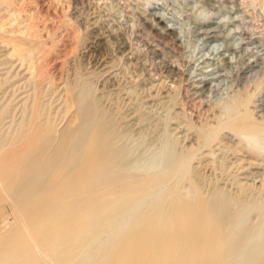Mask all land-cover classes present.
<instances>
[{"label":"rangeland","instance_id":"obj_1","mask_svg":"<svg viewBox=\"0 0 264 264\" xmlns=\"http://www.w3.org/2000/svg\"><path fill=\"white\" fill-rule=\"evenodd\" d=\"M18 1L0 2L4 11L0 14L9 22L0 21L5 25L1 31L8 42H16L7 45L0 37V113L5 112L4 117L0 114V135L8 137L18 128L42 88L45 118L53 119L59 134L68 118L62 112L66 86L81 74V81L90 85L88 99L104 112L110 128V161L104 170L121 171L130 179L174 171L171 185L180 176L177 166L185 161L184 167L196 176L194 182L180 184L182 188L187 182L184 192L195 187L191 194L196 197L199 187L204 199L225 194L223 199L240 200L239 210L232 201L230 208L239 213L242 226L249 225L250 235L232 258L240 264H257L256 259L261 263L260 258L264 262V1L21 0L23 5ZM8 2L22 8L16 7V12ZM8 4L19 16L12 15ZM11 28L20 43L11 33L8 36ZM21 28L24 32L28 28L32 36ZM20 33L35 40L30 47L25 49ZM36 61L44 64L52 81L42 88L37 85L40 89L30 65ZM243 109L261 124L259 133L230 128ZM165 187L150 196H159ZM2 208L0 219L8 227L21 225L9 203Z\"/></svg>","mask_w":264,"mask_h":264},{"label":"bare ground","instance_id":"obj_2","mask_svg":"<svg viewBox=\"0 0 264 264\" xmlns=\"http://www.w3.org/2000/svg\"><path fill=\"white\" fill-rule=\"evenodd\" d=\"M19 2L21 3V0ZM12 3L9 4L16 11L19 5ZM9 4L7 7L10 9ZM12 8L10 11L13 10V13ZM1 9L0 13H4ZM7 14L9 18L11 14ZM15 15L19 16L17 13ZM19 18L16 16V19ZM0 21H4V17ZM4 24L1 23L2 26H5ZM1 27L0 37L6 40V32H2ZM24 27L26 28V25ZM30 27L29 31L28 28L25 29L26 35L30 34ZM15 28L17 31L18 28ZM15 28H11L12 31L7 33L8 36L11 33V38ZM22 30L24 34V29ZM15 37L18 41V37L14 35ZM28 38L25 37V41L19 38L21 43L25 42L24 47L27 44L30 47L34 40L30 41ZM98 38L103 41L100 36ZM13 41L9 42L16 45ZM5 42L9 44L7 40ZM0 43H3V40ZM37 47L36 51L39 49ZM39 50L42 51L39 55H44L43 50ZM30 52L25 53L28 55ZM46 53L47 51L45 56ZM41 61L30 63L35 71L36 89L42 88L44 83H52L47 68H44L45 61ZM47 64L48 62L45 67H48ZM79 77H82L81 74ZM79 77H75L74 81L66 86V105H63L65 108L62 112H65L68 118L67 124H64L65 127L60 129L59 134H56L57 127L53 119L45 118V93L42 88L38 93L35 91L37 94L33 97L35 99L32 100V108L31 105L28 106L31 109L26 108V112L31 110L27 114L30 115L25 114V119L17 124L18 128L15 130V127V131H11L12 134L7 133L9 136L6 134L8 137L5 134L0 135V216L3 205L9 203L12 211L14 210L22 221L21 225L8 227L2 221L4 219H0V264L239 263L233 258H236V253L241 251L243 243L250 235L249 225L242 226L243 223L241 225L240 218L238 219L239 213L236 214L237 211L233 212L232 207L230 208L231 203L236 206L240 200L235 203L231 197L223 199L225 194L218 191V194L223 196L221 199L216 190V199L212 197L213 200H208L207 196L202 198L205 195H200L202 191L199 190L197 178L195 183L199 196H194L195 187L191 191L193 195L191 192H184L186 190L183 191L182 188L187 182L181 185L182 188L180 184L193 181L196 176L184 167V159V162L180 163L183 166H177L180 168V176L171 185L168 184L176 175L174 171L171 173L165 170L169 173L156 174L158 177L151 174L150 177L146 175L147 178L143 176L139 177L141 179L135 177L136 179L131 180V176L121 171L104 170V164L110 161L107 154L110 128L107 127L104 112L95 107L93 100L88 99L90 85L83 83ZM37 85L41 87L38 88ZM2 112L5 116L4 110ZM2 112L0 114L3 116ZM230 128H234L237 133L254 135L261 131V124L253 118L249 110H244L235 117ZM175 163L178 164L179 161ZM193 172L192 170L191 173ZM177 174L179 175V171ZM162 185L167 186L166 189L159 193V196L151 197L150 195ZM145 201L144 205L139 206ZM229 201L232 202L229 204ZM236 207L239 210L240 206ZM103 236L104 240H101ZM258 254L257 258L263 253ZM232 260L235 263H232ZM259 260L263 262L262 258ZM256 261L261 264L258 259Z\"/></svg>","mask_w":264,"mask_h":264}]
</instances>
